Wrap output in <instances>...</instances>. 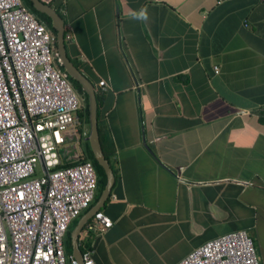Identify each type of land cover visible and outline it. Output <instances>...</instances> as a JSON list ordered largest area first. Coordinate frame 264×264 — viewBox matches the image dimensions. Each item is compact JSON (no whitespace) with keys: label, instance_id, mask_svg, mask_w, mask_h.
I'll return each mask as SVG.
<instances>
[{"label":"crops","instance_id":"crops-1","mask_svg":"<svg viewBox=\"0 0 264 264\" xmlns=\"http://www.w3.org/2000/svg\"><path fill=\"white\" fill-rule=\"evenodd\" d=\"M50 5L73 33L67 56L95 85L115 149L109 194L98 204L107 182L98 186L89 208L113 225L89 232L86 223L79 238L95 263L175 264L242 229L264 264V1ZM142 8L148 19H132ZM85 242L71 253L80 258Z\"/></svg>","mask_w":264,"mask_h":264},{"label":"built area","instance_id":"built-area-1","mask_svg":"<svg viewBox=\"0 0 264 264\" xmlns=\"http://www.w3.org/2000/svg\"><path fill=\"white\" fill-rule=\"evenodd\" d=\"M56 43L24 0H0V264H96L91 247L84 245L81 258L66 250L70 225L91 207L99 182L91 160L67 164L80 160L90 127L78 114L85 101L60 67ZM100 84L106 89L105 80ZM112 225L98 211L86 227L103 232ZM175 264H262V258L239 229Z\"/></svg>","mask_w":264,"mask_h":264},{"label":"water","instance_id":"water-1","mask_svg":"<svg viewBox=\"0 0 264 264\" xmlns=\"http://www.w3.org/2000/svg\"><path fill=\"white\" fill-rule=\"evenodd\" d=\"M31 1L34 8L37 11L46 14L52 19L53 26L57 30V46H58L60 63L65 69V71H67V73L70 75V77L81 84V86L88 95L90 132L87 141L90 144V147L95 155V158L97 159L98 163L101 166H103L107 175V184L105 189L103 190L102 196L100 197V200L98 202L99 204L100 202H104L107 195L109 194V190L114 182L115 174L109 159H107V157L105 156L101 144L99 125H98V101H97V92L95 85L85 76V74H83V72H81L71 62V60L67 56L66 45H65L66 30H65L64 19L61 16V14L53 7V5L45 3L42 0H31ZM99 208L100 207L96 209V207H93L92 209H88L87 211H85L79 217L76 225L71 231L72 245L76 251L80 252V254H81V248L79 246L80 234L84 229L86 223H88V221L93 217V215L97 212Z\"/></svg>","mask_w":264,"mask_h":264},{"label":"trees","instance_id":"trees-1","mask_svg":"<svg viewBox=\"0 0 264 264\" xmlns=\"http://www.w3.org/2000/svg\"><path fill=\"white\" fill-rule=\"evenodd\" d=\"M25 4L36 14V16L43 22H45V24L51 28L52 25H51V18L49 16H47L46 14L44 13H41L39 11H37L33 4H32V1L31 0H24ZM63 70V66L61 65L60 66ZM71 78V77H70ZM72 79V78H71ZM73 80V79H72ZM74 81V80H73ZM75 83V87L76 89L78 90V92L81 94V95H84L86 97V103H85V108L81 109L78 111V114L81 116V117H85L87 122L89 123V104H88V95L87 93L84 91V89L82 88L81 84L77 81H74ZM99 117V116H98ZM98 125H99V132H100V138H101V144H102V147H103V150H104V153H105V156L107 157V159H109L110 163H112L113 161V154L115 152V149L114 147L110 146L109 144H107L105 138H104V134H103V130L101 128V125H100V119L98 118ZM85 160H91L94 165L96 166V169H97V173H98V182H99V186L101 188H103L107 182V175H106V172H105V169L103 168V166H101L97 159L95 158V155L90 147V144L88 141L85 142V145L83 147V153L81 155V158L80 160H77L75 162H69L67 163L68 165H73L75 164L76 162L78 161H85ZM77 223V219L74 220L73 224L70 225V228H69V231L67 233V237H66V240H65V243H66V250L68 253H71V248H72V237H71V231L72 229L74 228V226L76 225ZM83 242H85L83 240ZM85 246L86 247H91L90 244L86 243L85 242Z\"/></svg>","mask_w":264,"mask_h":264},{"label":"clouds","instance_id":"clouds-1","mask_svg":"<svg viewBox=\"0 0 264 264\" xmlns=\"http://www.w3.org/2000/svg\"><path fill=\"white\" fill-rule=\"evenodd\" d=\"M132 19L138 20V21H146L148 19V14L146 9H140L134 13H132Z\"/></svg>","mask_w":264,"mask_h":264},{"label":"rangeland","instance_id":"rangeland-1","mask_svg":"<svg viewBox=\"0 0 264 264\" xmlns=\"http://www.w3.org/2000/svg\"><path fill=\"white\" fill-rule=\"evenodd\" d=\"M40 165H38L37 172L40 173Z\"/></svg>","mask_w":264,"mask_h":264}]
</instances>
